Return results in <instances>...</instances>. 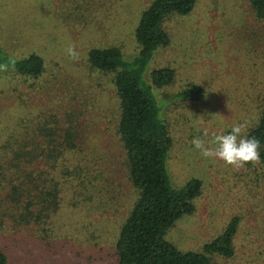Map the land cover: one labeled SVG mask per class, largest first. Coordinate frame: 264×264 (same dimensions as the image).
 <instances>
[{
    "label": "rangeland",
    "instance_id": "obj_1",
    "mask_svg": "<svg viewBox=\"0 0 264 264\" xmlns=\"http://www.w3.org/2000/svg\"><path fill=\"white\" fill-rule=\"evenodd\" d=\"M150 3L0 0L6 59L35 54L44 66L38 77L0 67V200L26 168L9 170L12 151L36 148L59 157L55 214L20 227L0 218V250L11 264H117L114 243L138 195L117 134L113 74L92 68L88 52L116 47L126 58L135 55L134 30ZM164 28L170 43L153 54L146 77L155 68L175 71L174 81L156 91L173 140L169 181L173 188L201 182L194 213L179 218L165 238L180 251L199 253L237 217L233 255H208L210 261L264 264V162L237 168L203 158L191 144L194 136L207 143L234 123H246V135L256 125L264 107V18L255 17L248 0H198L189 14L169 17ZM69 45L75 58L66 53ZM190 85L203 89L200 100L174 98ZM64 168L84 172L60 176ZM8 205L4 200L0 206L1 217Z\"/></svg>",
    "mask_w": 264,
    "mask_h": 264
},
{
    "label": "trees",
    "instance_id": "obj_2",
    "mask_svg": "<svg viewBox=\"0 0 264 264\" xmlns=\"http://www.w3.org/2000/svg\"><path fill=\"white\" fill-rule=\"evenodd\" d=\"M197 1L151 0L141 12L134 30L138 51L129 58L116 47L92 48L88 52L92 68L113 74L119 108L117 134L125 153L128 180L138 195L114 243L117 264H212L208 255L224 258L233 255V238L239 224L237 217L232 218L223 232L205 244L199 253L180 251L165 238L179 218L194 213L195 201L201 194V182L191 179L180 188L170 185L167 160L173 140L156 91L174 81L175 71L169 67L155 68L148 77L146 71L153 54L170 43V36L164 28L165 21L173 15L189 14ZM248 2L255 17L264 18V0ZM1 66L26 77H38L44 67L42 58L35 54L8 60L0 48ZM202 96L200 86L190 85L174 98L194 102ZM247 135L260 141L259 160L264 162V107ZM9 158V170L18 171L22 164L26 168L22 175L16 174L14 180L18 184L11 186V194L0 200V206L4 200L9 203L0 218H9L18 227L47 222L59 208L60 184L54 175L59 163L58 155L54 151L45 154L32 148L12 151ZM72 172L79 175L84 171L74 168ZM72 172L64 168L58 174L70 176ZM0 264H11L1 250Z\"/></svg>",
    "mask_w": 264,
    "mask_h": 264
},
{
    "label": "clouds",
    "instance_id": "obj_3",
    "mask_svg": "<svg viewBox=\"0 0 264 264\" xmlns=\"http://www.w3.org/2000/svg\"><path fill=\"white\" fill-rule=\"evenodd\" d=\"M66 53L69 57H76V51L72 45L67 47ZM245 128L246 123H234L227 131L213 134L207 143L203 138L194 136L191 144L199 150L203 158H214L227 165L243 167L249 162H258L261 150L260 141L246 135ZM201 135L208 136L207 130H204Z\"/></svg>",
    "mask_w": 264,
    "mask_h": 264
}]
</instances>
